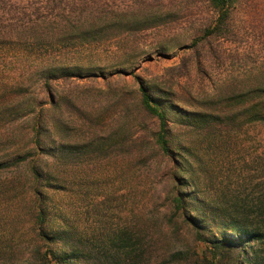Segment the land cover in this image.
<instances>
[{"label":"rangeland","instance_id":"374dc122","mask_svg":"<svg viewBox=\"0 0 264 264\" xmlns=\"http://www.w3.org/2000/svg\"><path fill=\"white\" fill-rule=\"evenodd\" d=\"M239 2L234 31L194 47L216 19L208 0H117L109 9L137 13L148 4L168 23L99 46L76 37L96 14L89 0H0V160L26 155L47 170L52 160L35 150L36 133L60 142L55 118L84 150L70 163L69 183L44 191L48 232L73 229L117 257L129 249L118 240L126 233L150 264H188L182 254L205 250L173 219L176 164L155 145L159 122L139 107L140 82L190 112L234 119L216 136L178 133L195 149L199 197L246 203L248 220L264 231V123L246 116L250 102L264 106V0ZM58 66L75 75L49 82ZM34 185L25 167L0 172V264L46 251ZM254 246L264 257V243Z\"/></svg>","mask_w":264,"mask_h":264},{"label":"trees","instance_id":"16d2710c","mask_svg":"<svg viewBox=\"0 0 264 264\" xmlns=\"http://www.w3.org/2000/svg\"><path fill=\"white\" fill-rule=\"evenodd\" d=\"M116 1L89 0L90 4L97 8L96 14H91L93 18L90 23L86 19L84 24H81L76 31V37L83 40L84 44L99 46L113 40L136 39L140 34L155 27H165L168 23L167 16L160 8L155 9L146 4L137 13L109 9L110 4ZM208 2L215 12L216 19L211 27L204 30L203 37L193 42L194 47L208 38L224 37L235 28L234 18L239 0H208ZM70 73L72 72L58 66L50 72L48 80L50 82L55 78L75 75ZM138 102L140 109L147 117L159 122V130L155 134L157 149L176 164L174 172L176 189L171 198L174 209L173 219L182 218L183 224L189 228L194 241L205 246L201 254L195 256L182 254L184 260L188 264H264L261 251L254 246V244L264 243V231L248 220L250 207L242 201L224 202L199 197L200 188L195 179L192 160L195 149L184 143L182 136L178 133L179 128L180 130L184 128L193 135L206 132L211 136H216L229 132L234 119H229L228 116L223 118L221 116L225 115L223 113L190 112L176 104L169 98V94L156 88L153 89L144 82H140ZM262 105L258 102H250L246 108V116L251 117L253 122L264 123V106ZM53 123L54 134L60 142L53 140L54 135H44L40 130L36 133L35 140V150L40 149L41 153L46 154L52 160V165L47 170L38 162L30 161V156L26 155L17 154L13 158L0 160V172L25 167L26 174L35 184L33 189L38 205L36 206V219L43 226L46 251L36 249L23 263L150 264V257H146L145 252L141 251L140 241L133 240L126 233H123L118 240L121 241L119 245L123 249L124 247L129 249H125L124 254L118 253L119 257H117L110 255L106 250L91 247L90 243L85 242L84 237L75 233L73 229L65 227L49 232L46 230L45 224L49 213L47 195L44 191L47 187L63 189L64 187L59 185L60 181L69 183L68 181L73 177L70 163L84 154L81 147L68 140L70 135L67 127L56 118ZM122 134L116 135L120 142H123ZM46 139L49 144H44ZM112 139L109 138L107 144H115L116 142ZM99 145L104 146L105 143ZM261 208L264 213V204L260 206ZM172 222L175 227L177 224L173 220ZM216 229H219L218 232ZM54 244L57 248H53ZM8 264H14V262Z\"/></svg>","mask_w":264,"mask_h":264}]
</instances>
